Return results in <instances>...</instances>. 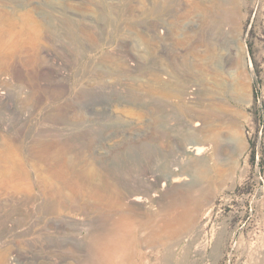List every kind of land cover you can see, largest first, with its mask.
Here are the masks:
<instances>
[{
	"label": "rangeland",
	"instance_id": "1",
	"mask_svg": "<svg viewBox=\"0 0 264 264\" xmlns=\"http://www.w3.org/2000/svg\"><path fill=\"white\" fill-rule=\"evenodd\" d=\"M234 4L0 0V180L30 185H0V264H264V0ZM44 146L104 173L83 204L41 188Z\"/></svg>",
	"mask_w": 264,
	"mask_h": 264
},
{
	"label": "bare ground",
	"instance_id": "2",
	"mask_svg": "<svg viewBox=\"0 0 264 264\" xmlns=\"http://www.w3.org/2000/svg\"><path fill=\"white\" fill-rule=\"evenodd\" d=\"M221 1H222V5L230 7L232 9V13H233L234 8H235V6H234L235 0H221ZM198 5H200V4H198ZM6 61H7V57L4 55L3 51L1 50L0 51V82H4L2 77H5L4 76L5 75L4 74V71H5L4 70V64ZM14 74H16V71H14ZM7 77L9 78L8 75H7ZM25 89L27 90L28 88H25ZM26 92H25V94H26ZM41 93H43V92H41ZM189 93H187V94H189ZM1 94H4V93H0V95ZM27 94H28V92H27ZM22 95H24V94H22ZM29 99L33 101L32 98H29ZM201 125H202V123L200 121H198L195 124V127H199ZM58 137H60V136H58ZM189 144H191V145H189V146L187 145L188 146L187 152L190 154H193L194 156H199L204 151L202 149V147L200 145H198V143L190 142ZM29 152L34 157L41 158V159L46 161L47 166L45 168V171L48 174L47 177H51V178H49V179L48 178L47 179L41 178L38 182H39L42 189H51V188L56 189V188H58L57 192L59 194V201L60 202L58 201L56 205L63 206L64 208H65L64 204L70 205V204H73V201H75V204H78V201L76 199H79V203L83 204V202H84L83 198L85 196L84 192L93 190L91 185H87V184L82 183L79 176H81V177L84 176V178L88 182H90V183L96 182L97 184L101 183V177H104V173L102 171L98 170L97 168H95L94 165L88 164V165L83 166V168H81L80 166L73 164V162L70 159V156L67 153V150L61 148L60 146H56L55 149H53L50 146H47V147L44 146L43 148H40V149H37V147H36L34 149L29 150ZM2 160L6 163L12 162L10 154H8V153H5L4 155H2ZM75 166L81 168L82 170L81 169L75 170ZM18 167H19V170H17V171L10 170V171L3 172L2 179L0 180V185H2L6 191L7 190L8 191L9 190H15L16 192H22L24 190H28V188H29L28 186H30L28 183L23 184V183L19 182V180L26 179L27 172L26 171L24 172V168H22L21 163H19ZM189 168L193 170V173L194 172L197 173V175H199L201 178L207 179V177L210 176V169L208 168V162L203 158L197 159L196 162ZM186 172H188V171H186ZM194 176H196V175L194 174ZM182 177L180 176L177 181L183 180ZM160 180L161 179L152 180L151 182L149 181V183H150L149 186L151 188H154V187L160 185L159 184L161 182ZM164 182H165V180H164ZM191 184H192V182H191ZM162 185H163L162 187H164L166 184L163 183ZM188 185H190V184H188ZM192 185L194 186V184H192ZM197 185L201 186L200 184H195V186L193 188H196ZM191 187H190V189H191ZM65 190H66V192H65ZM71 191H74L79 196H76V197L74 195L72 196ZM200 191H201V189H200ZM143 198L144 197L141 194H137V195H134L129 200L134 201V202H142ZM150 199L153 200V198H150ZM176 206H177V204L174 207H176ZM63 210H65V209H63ZM170 223L173 225L177 224L174 220H172ZM118 234H119L118 229H116L115 231H113L110 234L109 238L99 241L98 246L101 247L103 250H106L107 253H111L115 244L118 241V238H119Z\"/></svg>",
	"mask_w": 264,
	"mask_h": 264
},
{
	"label": "trees",
	"instance_id": "3",
	"mask_svg": "<svg viewBox=\"0 0 264 264\" xmlns=\"http://www.w3.org/2000/svg\"><path fill=\"white\" fill-rule=\"evenodd\" d=\"M254 91H255V97H257V91H256V85L254 84ZM260 123L262 127L264 128V107H262L260 110ZM255 154V153H254ZM253 154V162L255 161V155Z\"/></svg>",
	"mask_w": 264,
	"mask_h": 264
}]
</instances>
